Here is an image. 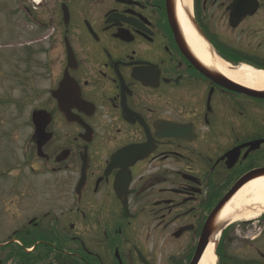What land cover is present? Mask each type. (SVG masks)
Listing matches in <instances>:
<instances>
[{"label": "flooded vegetation", "instance_id": "flooded-vegetation-1", "mask_svg": "<svg viewBox=\"0 0 264 264\" xmlns=\"http://www.w3.org/2000/svg\"><path fill=\"white\" fill-rule=\"evenodd\" d=\"M180 1L14 0L0 177H44L66 208L27 217L35 186L13 185L7 208L23 224L0 261L15 250L41 264H191L213 210L264 175V99L203 73ZM192 17L224 60L263 67L264 0H193ZM213 237L217 264H264V217L217 223Z\"/></svg>", "mask_w": 264, "mask_h": 264}, {"label": "bare ground", "instance_id": "bare-ground-1", "mask_svg": "<svg viewBox=\"0 0 264 264\" xmlns=\"http://www.w3.org/2000/svg\"><path fill=\"white\" fill-rule=\"evenodd\" d=\"M41 0H36L40 2ZM186 10L192 13V0H183L178 3V16L186 39L196 57L206 67L224 75L229 80L255 91H264V71L243 65L233 67L218 56L197 33L189 21ZM264 214V177L256 179L245 185L233 199L224 207L217 221L226 220H255ZM216 257L214 245H210L200 264H215Z\"/></svg>", "mask_w": 264, "mask_h": 264}, {"label": "rangeland", "instance_id": "rangeland-1", "mask_svg": "<svg viewBox=\"0 0 264 264\" xmlns=\"http://www.w3.org/2000/svg\"><path fill=\"white\" fill-rule=\"evenodd\" d=\"M15 7L14 0H0V52L3 50L4 45L13 44L12 40L14 39V34L12 35V31H14L12 21V13L13 8ZM10 19V21H9ZM15 27V26H14ZM10 33V35H3V33L7 34ZM11 38V39H10ZM2 49V50H1ZM2 53V52H1ZM258 62L263 66L264 68V57H260L258 59ZM10 68V67H9ZM12 77L11 74H6V79L10 80ZM42 83H37L39 87H43V80L39 79ZM46 85V84H45ZM44 85V86H45ZM14 84L10 82L5 86L2 84V80L0 78V98L1 97H7V94L4 93H11L13 91ZM18 88V87H17ZM16 88V90H17ZM18 92H23V89H18ZM23 111V108L21 109ZM4 108L0 107V115L4 113ZM26 114L22 113L21 115V131H20V140H21V146H23V143L27 137L28 129L26 127ZM11 145L7 146L5 145V149L10 150ZM7 162L6 156L3 157L2 154H0V167H5L8 164H5ZM7 174L8 172L5 171ZM44 177H38L34 178L33 175H28L26 173L25 177L19 178L15 180L12 176L2 178L0 177V241H3L7 239L9 236L12 235V233L17 229L18 226H21L23 223L21 221H18L19 225L17 226V217L16 212L14 210L10 211L7 208V203L10 204L11 200H13L14 194L11 193V189L13 188V185L19 189H24L26 184H32L35 186V190L31 193L30 197L28 199H24L21 203L22 207L20 209L27 213V217L29 214H32L30 212L37 211V213H40L42 211H45L46 209H54L57 213H60L59 211L62 210V208H66V205H64L62 202H58L57 200H53L52 193L48 190H42L43 184L45 182ZM45 186L47 187L46 183ZM33 188V187H32ZM34 189V188H33ZM50 201H54V203H50ZM53 218V217H52ZM51 218V219H52ZM13 230V231H12ZM173 230L168 229L164 234L165 238H168ZM183 240V239H182ZM171 243H166L165 245H170ZM175 247V245H174ZM173 247L170 245L166 252L168 253L167 256H170L172 254ZM7 264H14V260L9 261Z\"/></svg>", "mask_w": 264, "mask_h": 264}, {"label": "water", "instance_id": "water-1", "mask_svg": "<svg viewBox=\"0 0 264 264\" xmlns=\"http://www.w3.org/2000/svg\"><path fill=\"white\" fill-rule=\"evenodd\" d=\"M236 11V10H234ZM243 20V18H236L235 15H233L232 17V22H241ZM197 65L198 62H197ZM199 67V66H198ZM203 73L209 77H212L214 80H216V78L219 79H223L224 77L219 74L216 73L215 71L212 72L210 71L208 68H203L202 69ZM225 79V78H224ZM226 80V79H225ZM246 93H251L252 95L256 96L257 98H264V92H256V91H249V90H245ZM258 146V144H257ZM261 177L259 175H256L255 173L249 174L246 177H244L242 180H240L237 185L233 188V190L223 199V201L220 203V205L217 207V209L213 212L212 216L210 217V219L208 220L205 230H204V234L203 237L201 239V243L199 246V249L197 251L196 257L193 261L192 264H199L202 256L204 254V252L206 251L208 245L210 244V236L211 233L214 232L215 230V224L216 221L218 219V216L220 215V213L223 211L224 207L233 199V197L245 186L247 185L249 182L253 181L254 179Z\"/></svg>", "mask_w": 264, "mask_h": 264}, {"label": "trees", "instance_id": "trees-1", "mask_svg": "<svg viewBox=\"0 0 264 264\" xmlns=\"http://www.w3.org/2000/svg\"><path fill=\"white\" fill-rule=\"evenodd\" d=\"M25 244H26V247L29 246L28 243H25ZM6 259L8 261L15 260L17 264H40L41 263L40 258L34 259L30 257L29 255L25 254L24 251L20 252V251L11 250L8 254V257H6Z\"/></svg>", "mask_w": 264, "mask_h": 264}]
</instances>
